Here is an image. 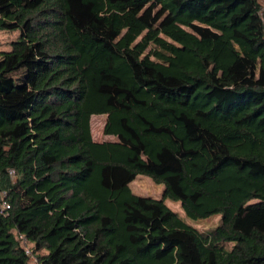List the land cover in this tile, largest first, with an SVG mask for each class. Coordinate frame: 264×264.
Listing matches in <instances>:
<instances>
[{
    "label": "trees",
    "instance_id": "1",
    "mask_svg": "<svg viewBox=\"0 0 264 264\" xmlns=\"http://www.w3.org/2000/svg\"><path fill=\"white\" fill-rule=\"evenodd\" d=\"M260 9L0 0V264H264Z\"/></svg>",
    "mask_w": 264,
    "mask_h": 264
},
{
    "label": "rangeland",
    "instance_id": "2",
    "mask_svg": "<svg viewBox=\"0 0 264 264\" xmlns=\"http://www.w3.org/2000/svg\"><path fill=\"white\" fill-rule=\"evenodd\" d=\"M257 2L260 5V15L264 21V0H257ZM17 36V31L9 32L0 30V50H8L10 48L11 41L16 39ZM105 119L106 115H92L90 117V131L93 140L98 142L116 140L115 136L105 135L103 133ZM129 186L133 193L152 198H161L164 190L162 184L155 183L152 179L145 175H138L129 184ZM165 203L170 209L175 211L184 222L195 227L201 232L210 231L220 221L219 215H212L205 219L192 220L185 215L179 202L166 199ZM30 262L31 264L36 263L35 256L31 257Z\"/></svg>",
    "mask_w": 264,
    "mask_h": 264
},
{
    "label": "built area",
    "instance_id": "3",
    "mask_svg": "<svg viewBox=\"0 0 264 264\" xmlns=\"http://www.w3.org/2000/svg\"><path fill=\"white\" fill-rule=\"evenodd\" d=\"M11 174H13V171H10ZM5 207H7V205H4ZM26 252L29 253V250L26 249Z\"/></svg>",
    "mask_w": 264,
    "mask_h": 264
}]
</instances>
